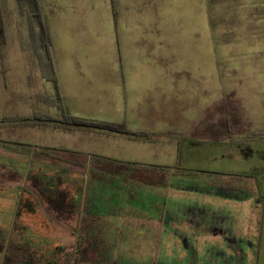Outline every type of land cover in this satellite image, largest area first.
Segmentation results:
<instances>
[{
  "label": "rangeland",
  "instance_id": "obj_1",
  "mask_svg": "<svg viewBox=\"0 0 264 264\" xmlns=\"http://www.w3.org/2000/svg\"><path fill=\"white\" fill-rule=\"evenodd\" d=\"M118 1L125 9L121 15L128 11L127 22H136L131 15L142 13L144 3L143 13L157 14V24H173L179 70L194 72L205 84L203 94L189 91L184 101L180 97L179 158L164 176L148 175L155 185L139 187L114 170L101 176L94 190L87 175H73L78 186L84 184L77 192L82 200H77L73 233L11 236L13 192L0 191V264H264V0ZM1 6L0 117L28 105L25 83L40 71L42 51L27 4L1 0ZM144 14L139 22L152 24ZM12 151L10 143L0 148L5 169H0V186L23 187L27 169ZM208 184L225 188L224 193L258 194L254 203L242 205L230 239L225 232L234 211L227 200L209 196ZM36 210L42 213L39 206ZM119 214L123 221L114 219ZM213 214L214 229L221 232L203 245L208 226L203 220ZM234 244L242 251L234 254Z\"/></svg>",
  "mask_w": 264,
  "mask_h": 264
},
{
  "label": "crops",
  "instance_id": "obj_2",
  "mask_svg": "<svg viewBox=\"0 0 264 264\" xmlns=\"http://www.w3.org/2000/svg\"><path fill=\"white\" fill-rule=\"evenodd\" d=\"M39 3L50 34L55 83L47 79L38 56L40 71L29 74L25 83L30 91L26 96L28 105L24 111L0 117V148L10 143L14 153L12 158L22 160L27 169L23 187L19 184L0 186V191L13 192L10 201L15 208L14 223L9 227L10 233L14 236L24 232L32 238H45L50 232L73 233L75 227L74 218L65 222L46 209L35 188L30 186L28 177L49 176L51 189L55 188L57 179V188L66 190L73 198L75 212L78 201L82 200H78L77 192L83 191L84 184L78 186L73 175H87V181L94 183V190H97L101 176L114 170V174L127 176L138 186L155 185L157 181L148 175L164 176L168 173L166 169L179 158L180 144L175 136L179 135L180 97L184 101L189 91L203 94L205 89L201 76L179 70L174 47L177 28L173 24H157L155 13L146 16L142 11L146 4L143 3L140 11L152 24L139 22L143 14L137 10L131 15L132 21L136 22H127L128 11L121 15L120 9H125L118 0H115L114 10L110 0H39ZM1 77L6 80L4 74ZM3 85H6L4 81ZM39 113L54 118L69 115L87 121L122 124L133 132L146 135L125 136L41 122L35 118ZM0 169H4L2 161ZM207 186L209 196L227 200L231 212L234 211L225 232V237L230 239V231L235 230L234 225L239 222L237 214H241L242 205L254 203L258 194L251 196L243 194L242 190L224 193L225 188H216L213 184ZM169 187L167 192L173 190ZM21 198L33 202L35 211L23 213L19 219L26 217L18 225L15 213ZM37 206L43 214L37 213ZM118 216L114 219L124 220L123 215ZM214 218L213 214L203 220L208 225L204 227L203 245L210 244L218 236L217 232H221V229H214ZM35 219H39L37 224L33 223ZM159 222L162 224V218ZM234 245V254L237 250L242 251ZM54 247L61 249V246Z\"/></svg>",
  "mask_w": 264,
  "mask_h": 264
},
{
  "label": "trees",
  "instance_id": "obj_3",
  "mask_svg": "<svg viewBox=\"0 0 264 264\" xmlns=\"http://www.w3.org/2000/svg\"><path fill=\"white\" fill-rule=\"evenodd\" d=\"M19 1H23L27 4V7L29 8V17L31 20L30 23L35 24L38 29L37 47L40 50H42L41 53H39L41 69L47 73V79L55 83L54 68L50 53L51 39H50L48 27L42 16L39 0H19ZM110 3L113 9L115 6V0H110ZM113 13L115 15V11H113ZM2 29H3V18H2V6L0 0V34ZM59 106L61 107V103H59ZM35 118L41 122H57L71 127L89 128V129H95V130H100L108 133H115L125 136L146 135L143 134L142 132L141 133L133 132L122 124L87 121L69 115H63L60 118H54L39 113L36 115ZM28 181L30 186L32 188H35V190L37 191L41 203L45 205L46 209L51 214H53L59 220L65 222L71 221L74 218V214L76 210L75 202L71 197V195L69 194V192H67L64 189L57 188L58 186L57 179H55L54 189L50 188V184L52 183L51 179L44 180L38 175H31ZM34 211H35L34 203L26 198H21L18 201V207L15 213V218L16 220H18L23 213L32 214L34 213ZM2 251H3V245L0 244V253Z\"/></svg>",
  "mask_w": 264,
  "mask_h": 264
}]
</instances>
